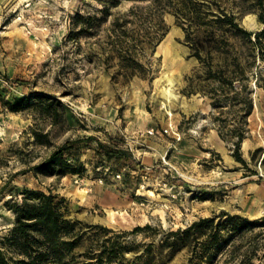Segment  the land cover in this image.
Masks as SVG:
<instances>
[{
	"label": "rangeland",
	"instance_id": "rangeland-1",
	"mask_svg": "<svg viewBox=\"0 0 264 264\" xmlns=\"http://www.w3.org/2000/svg\"><path fill=\"white\" fill-rule=\"evenodd\" d=\"M109 4L0 0V236L14 225L9 207L21 202L25 190H35L63 200L68 218L129 232L128 244L156 247L166 232L210 218L221 228L218 239L227 241L210 264H264V89L256 83L259 76L264 84V64L252 65L244 81L253 100L240 145L246 166L235 159L234 145L219 137L221 123L214 120L223 110L233 127L238 106L214 110L210 90L222 89L205 79L208 68L221 75L244 49L234 39L232 49L222 45L224 30L214 20L232 15L255 31L263 25L258 17L264 0ZM105 8L99 31L77 36L75 14L101 18ZM132 8L137 10L130 15ZM114 22L126 23L128 36L142 40L134 55L145 76L125 80L116 74L119 60L110 43L120 31L111 30ZM150 36L158 41L146 46ZM127 42L133 43L130 37ZM197 52L202 63L192 55ZM165 74L176 81L180 104L162 103ZM233 86L240 88L237 81ZM88 136L128 159L107 160L93 142L60 157L76 173L35 168L65 142ZM243 220L249 224L242 227ZM145 225L153 229L131 233ZM205 233L193 231L167 264L214 252L217 245L205 243Z\"/></svg>",
	"mask_w": 264,
	"mask_h": 264
},
{
	"label": "trees",
	"instance_id": "trees-1",
	"mask_svg": "<svg viewBox=\"0 0 264 264\" xmlns=\"http://www.w3.org/2000/svg\"><path fill=\"white\" fill-rule=\"evenodd\" d=\"M121 1L110 0L109 5L111 8H117ZM126 1L143 2L145 0ZM136 10L137 8L130 9V15L135 14ZM107 11L108 8L101 10L103 15L101 18L96 15L76 13L73 26L76 27L77 36L90 35L91 30L97 33L102 26L101 22L107 16ZM258 20L263 24V28L258 32L241 27L232 15H225L214 20V23L224 30L220 36L222 45L229 47L230 50L234 46L230 40L234 39L240 41L244 49L232 57L231 63L224 68L226 71H219L221 75L212 73L208 68L205 77L206 80H217L222 89L221 93H218L217 89L210 90L213 100L211 106L214 110L228 107L229 103H236L238 106L234 114L236 124L233 127H229V120L223 117L225 113L223 110H220L218 117L214 120L221 123L217 128L219 137L234 145V157L244 166L246 161L241 156L240 145L247 133V119L253 111V100L244 81L248 79L252 65L258 60L264 64V13L259 15ZM94 21L97 22L96 25ZM126 27V23L119 25L114 22L111 25V30L120 31V34H116L117 40L111 42L110 47L119 60L116 74L128 80L134 76H145V70L134 55L135 47L143 42L128 36ZM188 35L186 33V38ZM129 37L132 44L127 42ZM155 37L150 36L144 44L146 46L154 44L156 40L158 41ZM226 53L229 55V51ZM192 55L199 62H203L198 52ZM234 81L240 84L239 89L233 86ZM260 81L263 80L257 76L256 83L264 89V84ZM230 91L234 93L231 97ZM222 103L224 105H221ZM93 142L96 143L94 150L107 160L124 163L125 159H128L125 152L109 150L98 138L88 136L65 142L35 168L52 171L58 166L61 174L76 173V168L61 161L60 157L75 145L91 147ZM62 201H57V196L52 193L46 194L35 190H25L22 193L21 202H14L9 207L14 214V225L7 235L0 236V264H167L176 252L188 245V238L193 231H197V236H201L206 234L207 230H209L208 239L204 242L217 245L214 252L211 254L202 252L197 256H191L188 264L203 262L210 264L216 252L227 245L226 240L218 239L221 228L214 226L210 218L195 221L184 229L166 232L156 247L151 243L128 244L125 236L129 232H117L100 224L86 225L79 220L68 218V210L62 207ZM246 224H249L246 220L241 221L242 227ZM152 229L150 225L137 226L131 233Z\"/></svg>",
	"mask_w": 264,
	"mask_h": 264
},
{
	"label": "bare ground",
	"instance_id": "bare-ground-1",
	"mask_svg": "<svg viewBox=\"0 0 264 264\" xmlns=\"http://www.w3.org/2000/svg\"><path fill=\"white\" fill-rule=\"evenodd\" d=\"M163 80L162 88L160 90V94L162 97L163 104H180L181 97L177 92L176 81L173 80L169 74H165L161 77ZM171 115V113L169 112Z\"/></svg>",
	"mask_w": 264,
	"mask_h": 264
},
{
	"label": "water",
	"instance_id": "water-1",
	"mask_svg": "<svg viewBox=\"0 0 264 264\" xmlns=\"http://www.w3.org/2000/svg\"><path fill=\"white\" fill-rule=\"evenodd\" d=\"M263 28V25L261 27H259L258 29H256L255 31L253 30V32H258Z\"/></svg>",
	"mask_w": 264,
	"mask_h": 264
}]
</instances>
